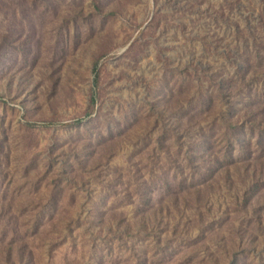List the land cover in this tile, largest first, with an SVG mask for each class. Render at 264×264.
<instances>
[{"label": "rangeland", "instance_id": "374dc122", "mask_svg": "<svg viewBox=\"0 0 264 264\" xmlns=\"http://www.w3.org/2000/svg\"><path fill=\"white\" fill-rule=\"evenodd\" d=\"M0 264H264V0H0Z\"/></svg>", "mask_w": 264, "mask_h": 264}]
</instances>
